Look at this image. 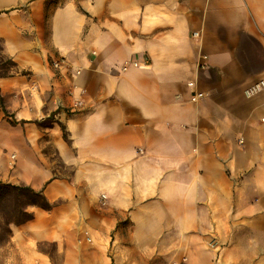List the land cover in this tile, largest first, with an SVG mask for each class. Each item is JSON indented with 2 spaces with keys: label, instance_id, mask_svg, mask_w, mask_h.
Instances as JSON below:
<instances>
[{
  "label": "crops",
  "instance_id": "obj_1",
  "mask_svg": "<svg viewBox=\"0 0 264 264\" xmlns=\"http://www.w3.org/2000/svg\"><path fill=\"white\" fill-rule=\"evenodd\" d=\"M0 52L19 264H264V0H0Z\"/></svg>",
  "mask_w": 264,
  "mask_h": 264
},
{
  "label": "trees",
  "instance_id": "obj_2",
  "mask_svg": "<svg viewBox=\"0 0 264 264\" xmlns=\"http://www.w3.org/2000/svg\"><path fill=\"white\" fill-rule=\"evenodd\" d=\"M16 70L15 64L8 59H4L0 52V77L9 76L11 72ZM0 108L3 109L8 121L11 124H18L13 115H11L4 106V99L0 95ZM64 138L68 141V136L64 132ZM15 197V204L20 209L18 212L23 219L15 222V226L26 224L34 219L33 213L28 211L29 208H38L44 211H51L54 205L46 198L43 191L37 192L31 188L24 186H15L0 182V203L4 202L8 197Z\"/></svg>",
  "mask_w": 264,
  "mask_h": 264
},
{
  "label": "rangeland",
  "instance_id": "obj_3",
  "mask_svg": "<svg viewBox=\"0 0 264 264\" xmlns=\"http://www.w3.org/2000/svg\"><path fill=\"white\" fill-rule=\"evenodd\" d=\"M52 165L56 167L62 175H70V169H64L57 159L53 156ZM20 209L15 204V197H8L4 202L0 203V264H19L18 256L15 250L9 246V242L12 235V229H14L15 222L23 219L19 214ZM30 208L28 209V211ZM11 221H15L10 223ZM40 249L49 253L55 251L54 245L44 244L40 245Z\"/></svg>",
  "mask_w": 264,
  "mask_h": 264
},
{
  "label": "built area",
  "instance_id": "obj_4",
  "mask_svg": "<svg viewBox=\"0 0 264 264\" xmlns=\"http://www.w3.org/2000/svg\"><path fill=\"white\" fill-rule=\"evenodd\" d=\"M54 66H55V68H57V69H61V68H63V67H66L67 65H66V61H65V60H60V61L55 62V63H54ZM124 70H126V68H125ZM192 85H193V84H190V86H192ZM260 86H264L263 83L260 84V85L255 86L254 88H252V89L248 92L249 95H252L254 92L258 91V90L260 89ZM263 123H264V119H263Z\"/></svg>",
  "mask_w": 264,
  "mask_h": 264
}]
</instances>
